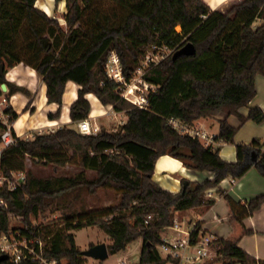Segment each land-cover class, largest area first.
I'll list each match as a JSON object with an SVG mask.
<instances>
[{
  "label": "trees",
  "instance_id": "1",
  "mask_svg": "<svg viewBox=\"0 0 264 264\" xmlns=\"http://www.w3.org/2000/svg\"><path fill=\"white\" fill-rule=\"evenodd\" d=\"M36 1L0 0V64L8 68L24 63L38 73L47 101L58 105L51 119L59 115L65 83L73 81L79 89L70 106L72 122L88 118V93L115 112H123L127 120L115 132L101 127L91 135L61 126L30 139L16 138L15 145L2 152L0 169L7 175L24 170L18 161L25 157L55 170L75 160L78 171L37 177L25 170V182L15 190L0 188L4 199L0 234L13 233L17 240L30 242L36 254L18 263L7 259L0 264H41L36 256L83 264L72 231L93 226L110 238L109 255L141 240L139 258L133 264H177L158 251L161 234L172 225L176 212L211 207L215 199L205 192L227 177L240 179L250 168L264 178L260 139L235 143L236 159L226 162L219 157L218 146L205 148L197 138L181 135L168 124L170 118L192 125L224 114L214 139L233 144L237 127L228 123L229 116L240 123L264 121L258 107L248 108L246 115L240 113L255 96V76L264 77V0H241L225 12L212 11L204 0H109L111 15L103 14L102 0H65L64 25L38 9ZM188 42L195 54L173 58ZM152 46L172 52L145 68L143 80L156 89L148 95L146 109H140L120 97L118 84L106 75L105 63L114 51L129 80ZM2 83L9 87L5 77L0 78ZM15 91L26 92L12 87L5 97ZM2 113L9 123L17 117L10 107ZM4 128L0 118V133ZM163 155L181 160L192 171L209 173L212 179L202 183L182 179L176 193L162 189L152 175ZM99 190L114 191L118 200L91 211L84 198ZM218 191L225 200L231 230L225 238L216 239L217 256L200 264H264L238 245L250 233L243 221L264 203V194L236 201ZM47 210L59 212L60 218L36 224L38 215ZM10 217L17 218L19 225L12 228Z\"/></svg>",
  "mask_w": 264,
  "mask_h": 264
},
{
  "label": "crops",
  "instance_id": "2",
  "mask_svg": "<svg viewBox=\"0 0 264 264\" xmlns=\"http://www.w3.org/2000/svg\"><path fill=\"white\" fill-rule=\"evenodd\" d=\"M241 0H204L212 11L225 12L232 4ZM35 6L42 10L49 17L57 19L64 25V14L66 12L65 0H37ZM5 81L8 86L2 92L0 98V110L7 107L17 114L16 119L10 122L11 133L15 138L30 139L35 133H47L56 130L61 126H66L76 130L77 123L72 122L69 116L70 106L77 98L79 85L73 81L65 83L61 99V108L58 117L50 118V114H55L58 105L49 103L46 98V86L38 73L24 63H18L12 67H5ZM17 87L24 91H15L8 98L5 94L9 88ZM255 96L247 107L241 108L240 113L247 114L248 108L258 107L264 112V77L256 75L254 78ZM89 103V115L86 119L91 126L100 127L106 125V121L112 118L120 120L124 124L127 120L123 112H115L111 105H103L92 93L85 95ZM224 117L219 114L211 118H202L193 124L202 128L212 135H217L218 121ZM3 119H8L3 114ZM8 121V120H7ZM227 121L230 125L237 127L234 135V143H218L219 157L226 162H234L236 159L235 143H249L253 138H258L264 143V121L255 123L251 120L240 123L235 116H229ZM9 122V121H8ZM152 179L162 188L172 193L179 192L181 180L186 179L193 182L202 183L206 179H212V175L206 172H195L186 168L182 161L169 155L160 156L154 165ZM209 195L215 199V203L209 208L188 209L175 213L174 219L199 223L201 227L211 232L216 239L225 238L231 227L227 223L226 203L218 190L226 192L236 201H244L264 194V178L255 168H250L240 179L231 182V178L223 179L217 187L209 189ZM249 234L241 237L238 242L240 248L259 260H264V203L251 216L243 221ZM173 234L172 230L164 229L161 236ZM141 245V240L138 242ZM133 243V242H132ZM130 243V244H132ZM129 244V245H130ZM127 245L125 251L117 253L115 256L128 258ZM172 264V263H168Z\"/></svg>",
  "mask_w": 264,
  "mask_h": 264
},
{
  "label": "built area",
  "instance_id": "3",
  "mask_svg": "<svg viewBox=\"0 0 264 264\" xmlns=\"http://www.w3.org/2000/svg\"><path fill=\"white\" fill-rule=\"evenodd\" d=\"M172 52V49L167 47L152 46L148 49L146 55L142 60V64L136 69L139 73L136 77H131L126 80L122 73L118 55L112 51L105 63V72L108 79L118 84V91L120 97L140 109H146L147 98L151 92H154L156 87L143 80L142 75L145 68L152 63H157L164 59ZM0 118L5 124V128L0 133V156L2 152L9 146L15 145L16 138L11 133L10 123L3 119V113L0 111ZM168 124L181 135H187L197 138L203 147H215L217 142L214 137L216 135L209 134L202 128L192 125H186L175 118L168 119ZM76 131L82 135L96 134L99 129L97 126H91L90 123L84 119L77 122ZM25 182L24 171H11L8 175L4 174L0 169V188L6 186L8 190H15L18 186ZM234 182V179H231ZM209 189L205 192L207 197ZM4 206V199L0 196V209ZM197 223L183 222L174 219L172 225L165 229L172 230L173 234L161 236V244L158 246V251L163 258H170L177 262V264H200L205 260H213L217 256L215 241L216 238L211 232L204 230L201 225L197 227ZM195 233V236H193ZM3 235V234H2ZM4 242L0 237V254H6L8 260L18 263L22 259H26L28 255H36L30 242L26 240L10 241L3 235ZM39 246L42 245L40 241H33ZM39 258L41 264H59L56 260H47ZM121 262L117 264H127V257L122 258Z\"/></svg>",
  "mask_w": 264,
  "mask_h": 264
},
{
  "label": "rangeland",
  "instance_id": "4",
  "mask_svg": "<svg viewBox=\"0 0 264 264\" xmlns=\"http://www.w3.org/2000/svg\"><path fill=\"white\" fill-rule=\"evenodd\" d=\"M111 1L109 0H102L100 3V8L103 12V14L111 15ZM120 14V12L118 11ZM178 30V28H177ZM142 64V62H141ZM139 73L136 71L134 72V76H138ZM62 104V102H61ZM1 111V110H0ZM121 118L120 120L117 118H112L111 121H106V125L102 126V128H105L108 131L115 132L119 130L121 126ZM101 128V127H100ZM20 165L23 167L24 170H17V171H25L30 170L35 176L37 177H47L50 175H73L78 171V168L75 166L76 161L74 160L71 163L66 164L64 167H60L57 170H55L51 165H44L41 162H37L29 157H25L21 161H18ZM89 177H93L94 173L88 172L87 173ZM118 200V196L115 194L112 190H99L95 196H85L84 202L89 210L91 211H99L104 208H107L111 206L112 204H115ZM60 218L59 212H49L48 210L38 215V217L35 220V223L38 224L40 222H48L51 220H56ZM19 225V221L17 218L10 217V226L12 228ZM75 237L76 246L79 250H86L89 247L99 244V243H105L106 245L110 244L111 240L108 236H106L102 230H100L98 227H85L82 229H78L75 231H72ZM5 235L10 241H14V234L11 233L10 236ZM3 235L0 234L2 242H4ZM140 243L133 242L129 245V248L127 249L128 254V260L127 264H133L137 262L139 258V251H140ZM121 256V255H120ZM117 257L115 255H109L108 258L103 261H96L91 258H87L83 256V264H117L118 262H121L123 259L121 257ZM205 261H211V260H205ZM66 261L62 260L59 264H65Z\"/></svg>",
  "mask_w": 264,
  "mask_h": 264
},
{
  "label": "water",
  "instance_id": "5",
  "mask_svg": "<svg viewBox=\"0 0 264 264\" xmlns=\"http://www.w3.org/2000/svg\"><path fill=\"white\" fill-rule=\"evenodd\" d=\"M193 54H195L194 46L188 42L185 45H183L181 48L177 49L172 54V57L176 58L179 56H190ZM4 76H5V65L1 63L0 64V78H3ZM0 90L2 92H5L7 90V87L4 83L0 85ZM81 254L84 257L91 258V259H94L100 262L105 261L109 256L107 245L105 243H99V244L89 247L86 250H82ZM7 259H8V256L6 254H0V261H4Z\"/></svg>",
  "mask_w": 264,
  "mask_h": 264
}]
</instances>
